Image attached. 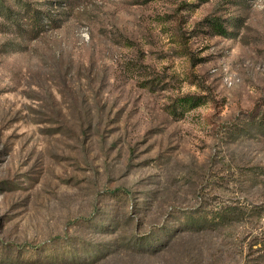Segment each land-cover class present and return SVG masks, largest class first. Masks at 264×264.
Listing matches in <instances>:
<instances>
[{
    "label": "rangeland",
    "instance_id": "1",
    "mask_svg": "<svg viewBox=\"0 0 264 264\" xmlns=\"http://www.w3.org/2000/svg\"><path fill=\"white\" fill-rule=\"evenodd\" d=\"M0 264H264V0H0Z\"/></svg>",
    "mask_w": 264,
    "mask_h": 264
},
{
    "label": "trees",
    "instance_id": "2",
    "mask_svg": "<svg viewBox=\"0 0 264 264\" xmlns=\"http://www.w3.org/2000/svg\"><path fill=\"white\" fill-rule=\"evenodd\" d=\"M35 14V18H36ZM33 27H37L36 24L32 25ZM184 101L187 103H193V99L185 98ZM238 211L235 207H225L222 211L218 210H205V211H197V212H187L185 214V220L183 223V227L181 229H207L213 227L218 224H224L227 221V218H233L234 215H238ZM141 245L145 242L147 238H139ZM149 250V249H148Z\"/></svg>",
    "mask_w": 264,
    "mask_h": 264
}]
</instances>
